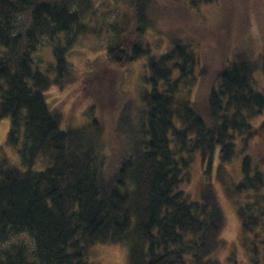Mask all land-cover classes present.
<instances>
[{"label":"trees","instance_id":"trees-1","mask_svg":"<svg viewBox=\"0 0 264 264\" xmlns=\"http://www.w3.org/2000/svg\"><path fill=\"white\" fill-rule=\"evenodd\" d=\"M114 1L130 12L121 17L122 27L111 25L113 39L118 40L108 47L106 63L124 68L147 53L136 36L137 31L153 28L155 22L150 25L144 9L154 0ZM160 2L174 24L185 22L200 38H218L219 33L213 28L208 34L196 25L195 16L185 14H190L189 5L204 6L210 13L196 18L212 14L213 23L222 28L230 24L233 30L238 20L239 43L247 42L242 16L248 12L236 0ZM231 3L238 14H246L235 15ZM103 4L104 0H0V120L9 121L7 142L20 158L19 167L7 158L0 162V264H94L89 256L96 244L123 246L128 264H220L225 218L214 180L238 217L246 253L251 259L263 253L264 240L251 245L250 236L264 232V173L247 156L237 182L225 164L236 156L237 135L248 142L264 132V50L235 46L207 99L198 105L176 98L181 76L193 74L191 51L197 45L172 38V48L149 61L152 88L142 96L140 127L127 125L119 147L105 146L111 149L107 164L105 138L97 122L63 130L46 95L53 84L63 87L71 80L74 70L65 52L87 33L92 14ZM123 32L127 35L120 36ZM44 44L53 49L55 61L41 71L36 59ZM98 68H93L92 77L80 75L90 80L86 93L96 98L102 87L115 84L114 76ZM121 94L120 88L118 97ZM196 155L206 163L200 201H192L181 189ZM21 235L28 238L19 239Z\"/></svg>","mask_w":264,"mask_h":264},{"label":"rangeland","instance_id":"rangeland-1","mask_svg":"<svg viewBox=\"0 0 264 264\" xmlns=\"http://www.w3.org/2000/svg\"><path fill=\"white\" fill-rule=\"evenodd\" d=\"M236 1L242 3L243 10L248 12L247 16H242V20L246 23V30L249 31V36L247 34L244 38L245 42L247 41L246 44L239 43L241 38L236 33H238V28H242V26L238 20L233 22V26H235L232 30L230 24H226L224 28L214 24L212 14L197 19L196 16L208 12L202 5L199 8L189 5L187 11L190 14L183 8H179V10L181 13L186 12L185 14H188V16H195L196 25L202 27L201 29L209 30L208 34H212L214 28L213 33H219L218 38L217 36L213 38L214 35L200 38L202 36L192 32L185 22L174 24V21L164 13V3L160 0H154V2L146 4L144 10L148 14L150 25H152V20L155 23L150 30L146 28L144 32L137 31L136 42H141V47L144 46L147 53L123 68L122 66L107 65L106 58L108 47L112 42L118 40V37L117 40L113 39L115 34L111 25L121 24L120 19L125 14L124 12L128 13L130 11L122 2L104 0V4L99 6L92 14L87 33L79 37L75 43L76 45L67 48L65 52L67 61L74 70L70 72L71 80L66 81L63 87L53 84L46 92L50 108L59 113L60 127L66 131H73L96 121L97 130H101L102 138H105V140L103 139L104 142L102 141L103 151L106 155L105 162L110 164L109 154L111 149L105 146L119 147L120 141L124 139L123 129H126L127 125L134 130L140 127L143 121L142 110L144 109L142 96L146 90L152 88L151 74L148 68L149 61L153 57H158L170 50L172 48L171 40L174 37L188 39L190 43L197 45L196 47L193 46L194 52L191 51L193 57H195L193 74L181 76L176 89L178 93L176 98L182 101L190 99L193 103L203 105L209 90L215 85L219 71L222 69L225 60L230 59L235 46L238 47L239 44L240 47L243 45V48L248 46L257 53L264 50V0ZM231 5L235 15L246 14V12H239L238 14V9L233 8L234 3H231ZM171 13L174 15L176 11ZM132 25L133 21H130V24L128 23L126 26L130 28ZM120 27H122V24ZM127 32H123L120 36L127 35ZM66 43L67 41L64 42L65 45ZM62 46L64 45L62 44ZM52 52L53 49L48 44L40 47L36 63L41 71H46L50 66H53L55 57ZM98 67L106 69L110 74L107 73L108 76H114L115 84L110 87L105 85L104 89L102 87V93L98 96L99 98H96L91 96L92 94L86 93L87 80H90L87 77L82 79L80 75L87 73L88 77H92L94 74L93 68ZM203 71H205L204 74ZM178 74L174 72L173 77L177 78ZM84 80L86 82H83ZM112 87L115 90L114 93H112ZM120 88L123 91L122 97H118ZM123 120H125V124L122 123ZM9 125L8 120H0V162L7 158L12 165L19 167L20 158L7 142ZM235 145L236 156L230 163L225 164V168L235 181L238 182L242 178V161L247 156L257 163L264 173V162H260L261 158L264 157V132L248 142L245 141L244 137L237 135ZM213 161L211 174L214 180L219 164V150L214 154ZM191 166L189 180L182 184L181 189L190 196L192 201H200V185L205 176L206 163L202 162L200 155H196ZM213 182L225 218L221 235L225 247L217 255L220 264H264V251L258 256H253L252 259L250 254L245 251L241 244V229L238 217L231 203L225 197L221 186L215 180ZM27 238V236H19V239ZM250 239L253 241L251 245H258L264 240V232L258 230L257 237L250 236ZM90 253L89 260L94 264H128L127 250L119 244H96L90 247Z\"/></svg>","mask_w":264,"mask_h":264}]
</instances>
